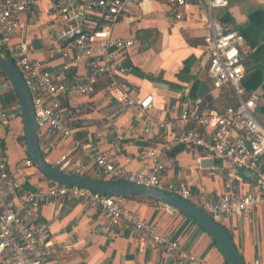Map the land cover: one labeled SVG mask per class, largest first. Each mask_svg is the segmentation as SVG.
I'll list each match as a JSON object with an SVG mask.
<instances>
[{
    "label": "crops",
    "instance_id": "crops-1",
    "mask_svg": "<svg viewBox=\"0 0 264 264\" xmlns=\"http://www.w3.org/2000/svg\"><path fill=\"white\" fill-rule=\"evenodd\" d=\"M181 13L184 19L177 21L165 2L145 1L122 16L114 29L117 37L135 36L139 40L125 63L128 72L119 82L131 89V96L137 102L152 97V109L146 113L140 110L119 113L118 102L104 92L110 79L103 78L94 96L74 97L66 106L65 119L77 125L74 139L65 141L58 135L47 140L39 138L47 163L59 168L62 156L70 154L71 166L84 168L82 176L104 181L102 171L81 144L94 145L115 165L134 173L145 171L141 153L155 148L164 163L172 164V169L162 176L164 187L180 184L193 191L204 187L216 199L230 188L248 190L254 184V174L247 179L241 177L242 186L234 181L239 170L230 164L203 156L195 148L169 145L154 126L157 121L177 120L189 106L199 105L200 111H210L236 105L232 93L221 96L208 76L205 37L209 32L199 21L206 13L204 5L191 1ZM213 18L245 39L243 86L248 96L260 94L257 118L264 126V0H231L227 9L214 10ZM22 23L21 35L28 41L34 60L46 64L52 73L62 72L70 63L68 74L77 73L74 63L57 51L55 42L60 32L48 1L40 0L38 7L22 16ZM4 83L7 82L0 81V85ZM6 91L1 88V94ZM4 106L14 115L7 124L0 122V139L11 174L26 190L46 191L54 187L58 183L36 167L24 165L29 156L26 143L24 146L20 142L25 133L20 104L8 108L4 103ZM148 127L152 130L146 134ZM3 190L4 184H0V191ZM115 198L121 199L128 210L139 213L147 223L174 237L186 252L203 258L206 264H229L214 238L193 219L138 197ZM42 217L51 230L54 264H175L160 247L142 242L130 227L112 226L97 207L85 202H52L43 209ZM226 224L224 228L245 263L264 264V205L247 220H227ZM0 264H3L1 260Z\"/></svg>",
    "mask_w": 264,
    "mask_h": 264
},
{
    "label": "built area",
    "instance_id": "built-area-1",
    "mask_svg": "<svg viewBox=\"0 0 264 264\" xmlns=\"http://www.w3.org/2000/svg\"><path fill=\"white\" fill-rule=\"evenodd\" d=\"M39 1L0 0V52L15 64L26 82L39 138L47 140L58 135L65 141L74 139L77 125L65 119L66 106L74 97L94 96L97 84L105 77L110 82L104 92L118 102L119 113L134 110L146 113L152 109V97L137 102L131 96V89L119 82L128 72L125 63L139 40L135 36L117 37L114 29L122 16L145 1L165 2L175 19L181 21L184 19L181 10L194 0H45L50 3L51 15L60 32L55 42L57 51L77 67V73L72 76L68 74L70 63L62 72L52 73L46 64L34 60L28 41L21 35L22 16L38 7ZM195 1L203 4L206 11L199 21L209 32L205 45L212 87L221 96L231 92L236 105L210 111H200L199 105L189 106L177 120L157 121L154 126L169 145L195 148L215 161L253 172L254 184L248 190L230 188L215 199L204 187L196 191L180 184L164 187L162 176L172 169V164L164 163L155 148L141 153L145 171L134 173L115 165L92 144L78 143L77 146H81L102 171L104 181L167 192L200 208L224 227L227 220H247L254 210L264 205V126L257 118L260 94L248 96L243 86L247 56L243 35L225 29L213 18V11L227 9L231 0ZM1 88L9 90L12 85H0V122L7 124L14 115L4 106ZM151 130L152 127H148L145 133ZM69 157L70 154L62 156L59 169L82 176L84 168L71 166ZM24 165L35 168L30 158L25 159ZM234 181L243 186L241 177L235 176ZM0 184H4V190L0 191V260L3 264H54L51 230L43 220L42 211L52 202L74 200L97 207L114 227L132 228L142 242L160 247L175 264H206L203 258L186 252L174 237L147 223L139 213L125 208L119 198L58 184L46 191L26 190L10 172L1 139Z\"/></svg>",
    "mask_w": 264,
    "mask_h": 264
},
{
    "label": "water",
    "instance_id": "water-1",
    "mask_svg": "<svg viewBox=\"0 0 264 264\" xmlns=\"http://www.w3.org/2000/svg\"><path fill=\"white\" fill-rule=\"evenodd\" d=\"M0 71L5 74L18 97L24 121V137L28 156L45 177L60 185L85 189L107 197H138L153 200L196 221L214 238L229 264H246L229 232L195 205L155 188L138 186L131 183L93 180L61 171L59 168L47 163L41 150L34 105L29 89L15 64L1 52ZM238 175L247 179L253 173L247 170H239Z\"/></svg>",
    "mask_w": 264,
    "mask_h": 264
},
{
    "label": "trees",
    "instance_id": "trees-1",
    "mask_svg": "<svg viewBox=\"0 0 264 264\" xmlns=\"http://www.w3.org/2000/svg\"><path fill=\"white\" fill-rule=\"evenodd\" d=\"M0 81H4V82L9 83L8 79L6 78L5 74L2 71H0ZM1 98H2L3 102L5 103L6 107H8V108H11V107L17 106V105L19 106L18 97L12 88L9 89L8 91H6L5 93L1 94ZM20 142L25 146V137L22 136L20 138ZM42 153H43V151H42ZM43 156L45 158L44 153H43ZM84 177H87V178H90L93 180H101V179L95 178L93 176H88V175H85ZM136 199H139L141 201H148L150 203L159 205V203H157L153 200H148V199H143V198H136Z\"/></svg>",
    "mask_w": 264,
    "mask_h": 264
}]
</instances>
